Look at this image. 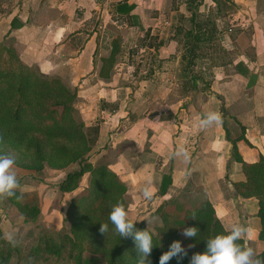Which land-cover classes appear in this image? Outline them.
<instances>
[{
  "label": "crops",
  "instance_id": "crops-1",
  "mask_svg": "<svg viewBox=\"0 0 264 264\" xmlns=\"http://www.w3.org/2000/svg\"><path fill=\"white\" fill-rule=\"evenodd\" d=\"M122 1L0 0V43L12 44L25 64L77 88L79 117L95 138L91 151L102 157L105 146L116 149L108 166L126 185L134 177L141 190L151 179L156 193L169 174L170 194L198 178L224 228L237 222L248 227L243 241L259 253L264 241L258 238L257 199L235 194L232 183L245 176L231 151L235 140L243 161L264 156V0H231L237 9L209 15L215 26L196 27L188 74L184 34L192 27L191 11L168 8V0H126L133 7L119 13L113 4ZM201 11L194 14L198 23L208 17ZM120 28L134 48L120 42L113 67L100 75L112 46L109 35ZM148 98L154 104L142 117ZM206 110L219 112L222 122L201 129L198 120ZM180 145L190 153L188 161L173 155ZM14 168L17 190L30 196L25 191L33 179L24 175L31 172ZM49 169L60 178L67 172ZM53 189L61 204L66 201L65 213L74 191L61 193L57 184ZM151 217L158 225V217Z\"/></svg>",
  "mask_w": 264,
  "mask_h": 264
},
{
  "label": "trees",
  "instance_id": "trees-1",
  "mask_svg": "<svg viewBox=\"0 0 264 264\" xmlns=\"http://www.w3.org/2000/svg\"><path fill=\"white\" fill-rule=\"evenodd\" d=\"M202 2L185 1L187 9L192 13V27L184 34L186 74L196 57L191 38L193 30L201 27L195 21L194 11ZM113 5L119 13H129L133 7L126 0ZM210 24L215 26L213 20ZM16 26V18H13L11 27ZM177 32L181 33L182 27ZM119 51V38H115L109 55L103 59L105 62L100 68V75L109 71ZM193 77L196 76L192 75V80ZM77 102V88L71 87L56 75L43 74L37 67L25 64L13 45L0 43V137H3L0 147L10 146L28 160L23 164L15 159V164L25 169H63L70 164H77L78 168L67 171L57 184L62 193L77 189L83 175L88 174L87 187L72 196L67 206L65 220L69 222L68 229L59 234V241H54L48 234H41L39 244L33 250L59 256L68 244L69 258L74 264H136L133 240L121 238L108 220L112 204L119 201L127 207L126 184L106 164L93 165L89 161L95 138H89L88 130L79 117ZM231 154L234 160L241 163L245 176L244 180L232 183L234 192L243 198L257 199V216L260 220L258 238L264 241V156L260 155L253 163L243 161L235 140ZM171 183V176L164 174L157 191L160 200L151 211L161 221L154 231L148 229L153 233L154 244L151 264H159L160 256L169 250L174 240H180L188 254L179 261L173 257L167 264H189L193 253L206 249L209 237L225 233L213 204L205 195L189 206L177 198L167 196ZM17 196L21 197L19 191ZM5 199L15 204L25 218L34 219L40 211L33 202H21L16 197ZM193 214L197 219L191 218ZM100 223H108L109 231L106 235L100 233ZM191 226L198 227L197 237H184L183 229ZM135 227L146 228L137 221ZM239 243L245 242L241 240ZM15 250L16 246L9 244L0 235V264H10ZM257 254L264 257V248Z\"/></svg>",
  "mask_w": 264,
  "mask_h": 264
},
{
  "label": "rangeland",
  "instance_id": "rangeland-1",
  "mask_svg": "<svg viewBox=\"0 0 264 264\" xmlns=\"http://www.w3.org/2000/svg\"><path fill=\"white\" fill-rule=\"evenodd\" d=\"M185 1L186 0H168V8L176 7L181 11H184L187 9ZM212 1L213 0H207V3H204L203 1L202 4L198 6L197 9L202 10L200 16H203V14L206 13L208 14V17H201L202 21L200 22V25H208L210 22L209 20H213L211 16L209 17V15H212V12L214 14L215 11L222 12L225 13L224 15H226L229 14L226 10L231 11L232 9H237V7H233L234 4L231 0H216V2ZM197 9H195L194 11L195 14L197 13ZM184 23L187 24V26H191V24L188 23L187 20H184ZM228 24V20L226 19V21L222 23V27L226 28ZM122 30L123 28H120L118 29V32L109 35L111 42L115 38H119V42L124 41V45L127 50H129L130 48H134L130 43V38L126 39V37H122ZM105 33L107 35L108 31H106ZM119 54L120 52H118V55ZM126 56L127 55H125V57ZM56 76L60 77L62 81L70 85V83L63 78V76ZM152 104H154V102H152L149 98L148 100L143 101L142 105L146 107V111H144L142 117H145L147 111L151 109ZM154 107L155 105H153V108ZM145 122L148 123V120H145ZM3 149L11 153L15 157V159L18 160V162L23 164L27 163L28 160H25L19 153H16L15 149H13L12 147L5 146L3 147ZM104 149H106V152L103 153L104 155L102 157H98L97 153L99 151H91L89 155V161L92 162L93 165L106 164L108 166L109 163H111L113 156L115 157L114 153L116 152V149L114 151H110V148H107V146H105ZM76 168H78L77 164H70L63 169L64 171H69ZM31 170L32 169H28L27 171H30L31 173L25 174L24 177L26 178L23 177L24 179H27L28 177L32 176L31 180H33L31 181V183L33 184V186L29 187L28 191H25L32 192L31 195H24L23 197L21 192L19 190L17 191L20 192L21 202H33L38 206L40 211L36 218H25L24 215L15 206V204L11 203L5 198H0V235L4 238L5 233H13L15 235V238L18 240L16 250L12 253L10 264H74L73 261L69 258L68 244L65 245L61 255L59 256L33 250L35 245L39 244L38 238L41 234H48L52 239H54V241H59V234L63 232V230L68 229L69 222L65 220V213H63V208L66 207V201L63 200L61 204V199L58 193H56L55 189H53L54 185L58 184L64 177L60 178L61 173L52 171L49 169V167H44L39 171ZM33 173L35 174V176L32 175ZM135 179L137 178L132 177L128 185H126V210L128 211L130 219L140 222L144 225V227L148 226V229L154 231L155 227L157 226L155 225L156 217H151L153 215L151 211L156 207L157 203L160 200V197L156 192L154 198L151 201H147V203H145L146 199L143 198L142 192L138 187L139 183L137 185ZM193 182L191 183V185L184 187V189L181 191L173 190L170 194H167V196L177 198L180 201L187 203V205L192 206L199 198L204 197L203 189L200 185L199 179L197 178ZM87 184L88 174H85L81 178L78 188L74 190V192H72V195L74 196L75 194L81 192L84 188L87 187ZM35 192L37 193V196L34 195ZM30 199L36 202L28 201ZM68 204L69 202L67 203V206ZM146 218L151 219L152 223L147 225V220H145ZM158 220V225H160L161 221L159 218Z\"/></svg>",
  "mask_w": 264,
  "mask_h": 264
},
{
  "label": "clouds",
  "instance_id": "clouds-1",
  "mask_svg": "<svg viewBox=\"0 0 264 264\" xmlns=\"http://www.w3.org/2000/svg\"><path fill=\"white\" fill-rule=\"evenodd\" d=\"M222 122L221 114L214 110H206L198 120V126L201 129H206L214 124ZM3 143V137H0V144ZM175 157H180L184 161L190 159V153L183 146L177 147L173 153ZM15 157L0 147V198H12L17 196L19 181L14 168ZM144 199L151 201L155 195V189L152 186V181H146L141 189ZM192 219H197L193 214ZM108 220L114 226L115 232L121 238H131L136 249V264H151L150 256L153 248V233L145 229H137L136 221L129 218L128 211L125 205L121 202H116L110 206ZM147 220V225L152 223L151 219ZM99 231L106 235L109 231L108 223H100ZM198 227L191 226L183 229L182 235L186 238H196L198 235ZM249 228L241 223H233L225 233L216 234L206 240V249L203 252H195L192 254L189 264H264V257L257 254L255 249L248 245L247 242L239 243L244 240ZM4 239L12 246L18 244V240L13 233H5ZM192 245H189L191 247ZM187 249L184 248L180 240H174L169 250L160 256L159 264H167L169 260L176 257L177 260H182L187 256Z\"/></svg>",
  "mask_w": 264,
  "mask_h": 264
}]
</instances>
